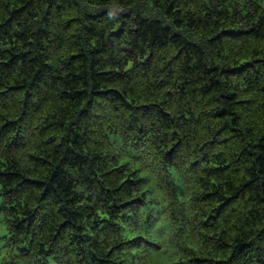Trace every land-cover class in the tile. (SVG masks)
<instances>
[{"label":"trees","instance_id":"1","mask_svg":"<svg viewBox=\"0 0 264 264\" xmlns=\"http://www.w3.org/2000/svg\"><path fill=\"white\" fill-rule=\"evenodd\" d=\"M0 264H264V0H0Z\"/></svg>","mask_w":264,"mask_h":264},{"label":"rangeland","instance_id":"2","mask_svg":"<svg viewBox=\"0 0 264 264\" xmlns=\"http://www.w3.org/2000/svg\"><path fill=\"white\" fill-rule=\"evenodd\" d=\"M4 234V225L0 222V236Z\"/></svg>","mask_w":264,"mask_h":264}]
</instances>
